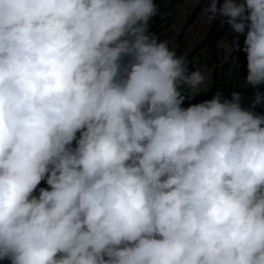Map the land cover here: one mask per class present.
Returning a JSON list of instances; mask_svg holds the SVG:
<instances>
[{
  "label": "clouds",
  "instance_id": "9594fccd",
  "mask_svg": "<svg viewBox=\"0 0 264 264\" xmlns=\"http://www.w3.org/2000/svg\"><path fill=\"white\" fill-rule=\"evenodd\" d=\"M205 2L247 29L248 107L181 106L205 77L154 0H0V260L264 264V0Z\"/></svg>",
  "mask_w": 264,
  "mask_h": 264
},
{
  "label": "rangeland",
  "instance_id": "374dc122",
  "mask_svg": "<svg viewBox=\"0 0 264 264\" xmlns=\"http://www.w3.org/2000/svg\"><path fill=\"white\" fill-rule=\"evenodd\" d=\"M198 7L199 12L191 20L193 11ZM206 7L205 0H173L160 12L163 25L158 30L151 31L158 38V42H167L170 50L187 60L189 71L198 69L205 77L204 82L195 90L199 94L191 99L185 98L181 105L184 108L210 100L223 89L229 90L235 86L251 87L245 84L248 74L247 53L242 50L247 29L244 35L238 34L239 48L236 51L232 48V42L236 39L232 38L233 33L229 36L230 31L226 36L215 41L214 37L223 30V27L218 18L209 20L203 15ZM215 81L219 86L213 91L212 86ZM258 90L264 93V89ZM179 91L185 96L193 92L187 85H181ZM256 91L257 89L239 92L242 97V107H247L251 101H254ZM221 99L231 98H224L221 93ZM40 187L42 182L38 185V189ZM38 189L34 195L39 194ZM0 264H9V261L0 260Z\"/></svg>",
  "mask_w": 264,
  "mask_h": 264
},
{
  "label": "trees",
  "instance_id": "16d2710c",
  "mask_svg": "<svg viewBox=\"0 0 264 264\" xmlns=\"http://www.w3.org/2000/svg\"><path fill=\"white\" fill-rule=\"evenodd\" d=\"M171 1H173V0H154V3H155L156 6H157L158 12H157V14H156L154 17H152L151 20H150V32L153 31V30H155V29L158 30V29L163 25V20H162V18H161V16H160V12H162V11L165 9L167 3L171 2ZM198 12H199V7L196 8V9L193 11V13H192L190 19L193 20V18L195 17V15H196ZM212 29H213V28H212ZM229 31H230L229 27H228L227 25H224V26H223V30H222L221 32H218V33H217L216 37H214V40H215V41L220 40L222 37L226 36L227 33H228ZM229 36H231V35H229ZM232 38H234V39L237 40V39H238V34H237V33H233V34H232ZM215 72H216V71H215ZM218 84H219V83H218L217 81L214 82V84H213V86H212V90H213V91L217 90V88H218V86H219ZM259 89H264V85L259 86ZM244 90L251 91V90H256V89H253V88H251V87L235 86V87H233V88H230L229 90L223 89V90L221 91V93H222V96H223L224 98H231V93H232L233 91L239 93V92L244 91ZM222 100H223V99H222ZM252 102H253V101H251V103H252ZM251 103H250V104H251ZM250 104H249V105H250ZM249 105H248V106H249ZM248 106H247V107H248ZM254 111H255L256 113H258V114H262V115H264V106H258Z\"/></svg>",
  "mask_w": 264,
  "mask_h": 264
},
{
  "label": "built area",
  "instance_id": "2783aa9c",
  "mask_svg": "<svg viewBox=\"0 0 264 264\" xmlns=\"http://www.w3.org/2000/svg\"><path fill=\"white\" fill-rule=\"evenodd\" d=\"M73 146H75V143L73 144ZM42 187H44V188L48 187L47 184L44 181H42Z\"/></svg>",
  "mask_w": 264,
  "mask_h": 264
}]
</instances>
